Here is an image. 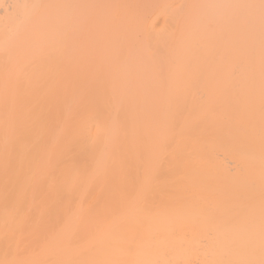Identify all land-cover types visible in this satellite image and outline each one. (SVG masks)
I'll return each mask as SVG.
<instances>
[{"label": "bare ground", "instance_id": "1", "mask_svg": "<svg viewBox=\"0 0 264 264\" xmlns=\"http://www.w3.org/2000/svg\"><path fill=\"white\" fill-rule=\"evenodd\" d=\"M81 1L0 0V264H264L244 0L151 33L72 21Z\"/></svg>", "mask_w": 264, "mask_h": 264}, {"label": "rangeland", "instance_id": "2", "mask_svg": "<svg viewBox=\"0 0 264 264\" xmlns=\"http://www.w3.org/2000/svg\"><path fill=\"white\" fill-rule=\"evenodd\" d=\"M190 1L83 0L70 14L73 17L72 21H86L92 25L106 18L116 31L176 32L183 31L185 19L196 17V14L192 12L194 9L204 8L203 4L197 6V3L203 2L202 0ZM244 2L240 6L235 4L234 32L264 33V0H244ZM47 18L55 19L51 13L47 15ZM79 28L81 27L73 30L79 31ZM94 28L98 31L97 26Z\"/></svg>", "mask_w": 264, "mask_h": 264}]
</instances>
